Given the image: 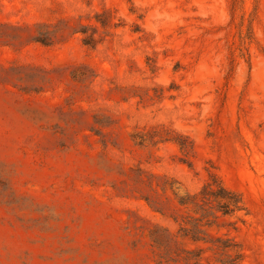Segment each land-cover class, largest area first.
Segmentation results:
<instances>
[{
    "label": "rangeland",
    "instance_id": "374dc122",
    "mask_svg": "<svg viewBox=\"0 0 264 264\" xmlns=\"http://www.w3.org/2000/svg\"><path fill=\"white\" fill-rule=\"evenodd\" d=\"M104 11L118 28L97 34L93 46L82 35L53 46L13 47L0 38V180L16 194L0 196V264H154L147 227L177 232L178 225L143 201L119 198L105 172L107 161L126 168L141 162L129 129L160 125L194 141V167L179 161L173 144L159 146L156 161L143 157L142 167L196 192L212 162L248 207L230 219L236 230L223 233L243 246L241 264H264V0H0V36L11 33L2 26L64 19L103 33L95 17ZM234 52L241 58L230 75ZM81 65L97 75L90 100L67 76ZM29 69L54 72L55 84L22 92L18 75ZM130 86L152 96L163 87L165 98L118 99L115 90ZM98 108L121 117L119 148L89 132ZM35 222L44 232L30 230ZM62 245L78 256L61 255ZM203 263L220 264L208 251Z\"/></svg>",
    "mask_w": 264,
    "mask_h": 264
},
{
    "label": "trees",
    "instance_id": "16d2710c",
    "mask_svg": "<svg viewBox=\"0 0 264 264\" xmlns=\"http://www.w3.org/2000/svg\"><path fill=\"white\" fill-rule=\"evenodd\" d=\"M109 11L98 14L95 20L104 30L100 33L99 27L85 26L82 23L71 24V20L64 19L57 23H40L33 27L2 26L11 32L10 35L0 36L6 43L13 47L28 43L53 46L67 42L75 35L84 36V43L93 46L101 40L98 35H105L109 30L117 29L118 25L113 23ZM135 33H140L135 29ZM24 33H27L25 35ZM98 34V35H97ZM252 33H249L251 40ZM242 52V51H241ZM243 56V55H242ZM241 55L234 52L230 58L232 74L236 61ZM15 71V69H10ZM17 71V70H16ZM18 75V83L15 85L25 93H41L50 89L55 84L54 72L45 70L29 69V73ZM35 72V73H32ZM229 75V77H230ZM68 78L76 84L81 85L82 92L87 100L94 97L91 85L96 79V72L89 66L81 65L71 67L67 71ZM32 80L33 82H28ZM25 84L26 87H23ZM173 87L167 91L171 92ZM117 98L127 102L131 99L143 101H162L165 98L166 89L157 87L155 95L152 89L130 86L118 88ZM157 99V100H156ZM89 132L97 136L102 144H111L119 148V137L114 133L121 126V117L105 108H98L91 112ZM127 141L134 149V154L140 157L139 164L134 168H126L116 163L108 162L105 172L107 186L111 188L119 198L135 199L143 201L153 212L172 219L177 225V232L167 228L150 225L147 227L149 234L148 243L154 264H204L203 254L211 252L220 264H241L244 260L243 246L229 233L223 231L226 228L236 230V223L230 221L238 213H248L244 196L229 188L220 175L218 168L212 162L207 163L206 179L202 187L196 191H190L187 186L175 177L159 175L145 170L142 158L146 163L159 159L157 152L159 146L164 144L175 145L180 153L179 161L194 167L197 151L194 141L187 135L182 134L163 125L155 127H138L129 129ZM136 150L143 152L138 154ZM0 167H5L0 164ZM2 180V181H1ZM0 180V196L9 198L5 194L12 193L8 188L10 181ZM11 184V183H10ZM16 199V194L12 193ZM30 230H45L44 226L35 222ZM62 225V219H60ZM60 227V226H59ZM59 227L57 229H59ZM63 236L62 234H60ZM133 250L139 251V241L132 243ZM61 255L76 258L78 249L65 251L63 245L60 249ZM68 252V253H67ZM73 260V259H71Z\"/></svg>",
    "mask_w": 264,
    "mask_h": 264
}]
</instances>
